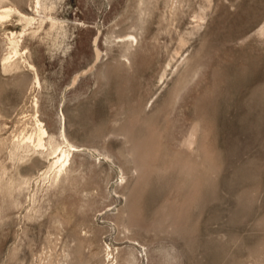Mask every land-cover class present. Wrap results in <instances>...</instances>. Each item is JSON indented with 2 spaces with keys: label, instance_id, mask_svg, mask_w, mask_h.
<instances>
[{
  "label": "rangeland",
  "instance_id": "obj_1",
  "mask_svg": "<svg viewBox=\"0 0 264 264\" xmlns=\"http://www.w3.org/2000/svg\"><path fill=\"white\" fill-rule=\"evenodd\" d=\"M3 8L0 264H264V0Z\"/></svg>",
  "mask_w": 264,
  "mask_h": 264
},
{
  "label": "bare ground",
  "instance_id": "obj_2",
  "mask_svg": "<svg viewBox=\"0 0 264 264\" xmlns=\"http://www.w3.org/2000/svg\"><path fill=\"white\" fill-rule=\"evenodd\" d=\"M37 6L40 8L41 7V0H36ZM11 12L10 8H3L0 9V20L7 18ZM15 56L18 54V52H14ZM13 56H8L7 60L11 59ZM32 66V65H31ZM34 68V66H32ZM36 83L38 85L41 84L40 78L38 74L36 75ZM64 118V116H63ZM36 122L38 126V132L35 134H30L28 136H24L21 138L22 143L27 144V147L32 146L34 149H37L41 151L42 153L49 152V148L47 146L46 138H48L49 132L43 123V121L39 118V115H36ZM62 137V143L56 146L55 148L52 149L51 152L48 154L52 156L53 159V165L57 168V174L56 177H61L62 175L67 172L71 161L73 157L74 151L80 150V147L72 144L66 137L65 133V127H63L61 135Z\"/></svg>",
  "mask_w": 264,
  "mask_h": 264
}]
</instances>
